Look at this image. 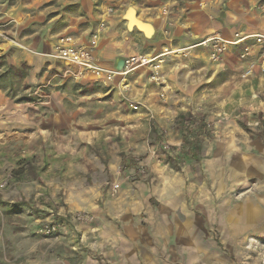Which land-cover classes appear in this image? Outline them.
<instances>
[{
	"label": "rangeland",
	"instance_id": "obj_1",
	"mask_svg": "<svg viewBox=\"0 0 264 264\" xmlns=\"http://www.w3.org/2000/svg\"><path fill=\"white\" fill-rule=\"evenodd\" d=\"M164 7L264 32V0H0V74L30 66L0 82V264H264V72L243 76L241 46L179 70L166 98L136 72L137 111L59 71L64 34L121 57L159 49ZM187 111L210 124L198 160L175 128Z\"/></svg>",
	"mask_w": 264,
	"mask_h": 264
},
{
	"label": "built area",
	"instance_id": "obj_2",
	"mask_svg": "<svg viewBox=\"0 0 264 264\" xmlns=\"http://www.w3.org/2000/svg\"><path fill=\"white\" fill-rule=\"evenodd\" d=\"M163 13L168 16L166 7ZM105 21L103 20L97 29L92 42L100 37V31L103 29ZM169 25L174 26L175 20L170 19ZM169 34V30L165 29ZM0 37H4L0 33ZM252 41V42H251ZM198 45L209 48V60L212 64L220 65L224 56L230 52L232 47L241 46L240 60L245 64L243 76L252 77L256 70L264 72V33L247 34L236 32L230 39L224 38L219 34L205 38ZM95 44L83 45L71 34L60 36L55 45L54 53L66 66L67 72L75 80L85 79L88 83H97L104 86L114 87L118 96L124 97L128 105L133 110H140L142 103L136 99H130L126 94L131 92L132 86L129 77L133 73L148 71V80L158 87L159 96H167L169 84L166 77V67L169 62L180 64V60L188 57V48H179L174 46H165L159 53H136L125 57L121 68L107 69L102 67L94 54ZM117 81V86H113ZM116 191V186L114 187ZM88 215H77V220L87 219ZM55 225L42 226L40 231L46 235L54 233Z\"/></svg>",
	"mask_w": 264,
	"mask_h": 264
},
{
	"label": "crops",
	"instance_id": "obj_3",
	"mask_svg": "<svg viewBox=\"0 0 264 264\" xmlns=\"http://www.w3.org/2000/svg\"><path fill=\"white\" fill-rule=\"evenodd\" d=\"M195 5V3H191V6ZM203 11L197 10V11H190L189 13L186 14L185 17H182L181 19L175 20V25L170 26L169 25V20L171 19L169 16H164L161 19V22L158 24L159 30L162 34V40H160L159 44V49H152L149 51H132V53H128L121 56H118L117 53H110L109 50L107 49H98L94 50V54L96 58L98 59L99 64L107 69H118L121 68L123 60L125 57L136 54V53H152L156 54L162 51V49L165 46H174V47H179V48H188L189 55L186 58L181 59L180 64H175L173 62H169L167 65L166 69V77L169 86L173 89L175 88V79L173 77L177 76V73L181 69H188V68H193L197 62H208L210 63L209 60V48L205 47L203 45H198L201 41H203L205 38L211 37L215 34H219L223 36L224 38L230 39L234 36L236 32H241V33H247L242 30H239L237 28H234V30L231 32V29L233 28H228L227 26H224L225 23L223 22H210L207 21V23L204 24H199V21L203 19ZM202 15V16H200ZM207 20V18L205 19ZM165 29L169 30V34L165 33ZM231 32V33H230ZM255 33H264V32H252V34ZM251 34V33H250ZM75 37V36H74ZM57 41V39H56ZM55 41V43H56ZM55 43H53V48ZM235 47H232L230 52L227 53L226 55H229L231 51ZM32 58L30 55L25 56V60L31 61ZM225 58V57H224ZM224 60V59H223ZM61 61V60H60ZM15 62V61H13ZM62 62V66L60 67L59 71L64 72V75H68L69 77L70 74L67 72L68 66ZM243 69L245 67V64L242 62ZM195 68V67H194ZM197 70V69H196ZM195 70V71H196ZM170 71V72H169ZM169 72V73H168ZM135 73L130 75L129 77V82L132 86L131 94L134 95L135 97L139 95V99H142V92H144V88H139L141 92L137 94L135 89H138L136 87V82L139 84H146L145 82H142V76L138 75V78L134 77ZM73 78V77H72ZM77 81V80H75ZM77 82L85 83L87 84L88 82L83 79ZM92 84V83H91ZM152 83H150L151 85ZM153 85V84H152ZM113 86H117V81L114 83ZM145 87V86H144ZM156 87V86H155ZM114 88V87H112ZM158 89V88H157ZM130 93V92H128ZM184 98V97H183Z\"/></svg>",
	"mask_w": 264,
	"mask_h": 264
},
{
	"label": "trees",
	"instance_id": "obj_4",
	"mask_svg": "<svg viewBox=\"0 0 264 264\" xmlns=\"http://www.w3.org/2000/svg\"><path fill=\"white\" fill-rule=\"evenodd\" d=\"M0 60H3V56L0 57ZM2 66H6V70L0 74V82L4 80L5 76H7L10 82H12L14 75H26L30 69V66L25 63L21 64V66H16L13 64L7 65L2 62ZM197 116L192 111L181 112L177 115L175 120V128L179 132L184 143L183 154L185 158H193L196 160L200 159L202 135L210 136V124L206 121L205 115L199 113ZM169 161L173 166H178V163L174 161V158L169 157ZM25 162H27V160H25Z\"/></svg>",
	"mask_w": 264,
	"mask_h": 264
},
{
	"label": "water",
	"instance_id": "obj_5",
	"mask_svg": "<svg viewBox=\"0 0 264 264\" xmlns=\"http://www.w3.org/2000/svg\"><path fill=\"white\" fill-rule=\"evenodd\" d=\"M125 18L128 20V28L136 26L138 29L142 30L146 35L149 36L153 31V26L151 24L144 22L137 17L136 10L133 7H130L127 10Z\"/></svg>",
	"mask_w": 264,
	"mask_h": 264
}]
</instances>
